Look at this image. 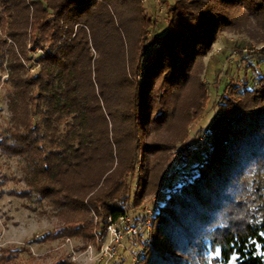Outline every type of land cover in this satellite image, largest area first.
I'll list each match as a JSON object with an SVG mask.
<instances>
[{
	"label": "trees",
	"instance_id": "16d2710c",
	"mask_svg": "<svg viewBox=\"0 0 264 264\" xmlns=\"http://www.w3.org/2000/svg\"><path fill=\"white\" fill-rule=\"evenodd\" d=\"M3 2L16 12L7 8L10 29L0 18L8 37L22 45L27 36L41 53L35 75L14 51L10 58L12 123L0 133V152L21 164L26 188L4 190L11 179L3 176L0 199L55 212L63 225L42 242H94L109 218L140 208L159 190L169 154L190 148L208 102L203 59L218 37L264 41V0H176L150 57L153 21L141 0ZM245 83L229 82L205 132L210 148L192 171L180 164L152 228L131 237H145L138 264H207L209 254L216 264H264V78L252 89ZM180 174L190 178L174 182ZM23 253L30 251L1 248L0 264H33Z\"/></svg>",
	"mask_w": 264,
	"mask_h": 264
},
{
	"label": "rangeland",
	"instance_id": "374dc122",
	"mask_svg": "<svg viewBox=\"0 0 264 264\" xmlns=\"http://www.w3.org/2000/svg\"><path fill=\"white\" fill-rule=\"evenodd\" d=\"M141 1L148 16L153 21V26L148 31L149 42L145 51L146 57H150L157 46L154 38L165 34L168 29L169 9L175 4L176 0ZM7 6V3L0 0V18L5 19L9 27L11 20L8 18L7 8L10 12H15V8L11 9L10 6ZM3 26L4 23L0 20V42H2L1 40L7 42L4 46L0 45V133L12 123L8 96L10 86L6 83V79L9 76L8 66L13 51L20 58V61L27 65L29 75H35L38 72L39 67L36 65L35 60L41 53L39 49L32 48L27 36L21 38L22 40L20 39L23 42L22 45L13 42L7 35V29L6 31L3 30ZM244 42H249L254 49L251 50L249 47H245ZM241 48L245 49L239 51L238 49ZM23 51H26L27 56L31 57L30 60L23 58ZM203 62L205 71L200 79L207 86L208 102L203 116L191 126L189 150L174 149L169 154V161L163 173L159 190L147 196L140 208L132 209L130 205L129 216L136 220V223L135 221L134 223L141 228L142 233H145V230L148 233L152 228L155 210L159 207V201L161 202L160 198L169 189L173 188H169L168 185V181L173 176L169 179L168 175L176 161L177 164L187 165L186 171L190 172L193 169L189 170L188 167H193L202 158L204 153L199 149V140L203 136H207L205 132L209 130L215 116L219 113L217 103L220 101L229 82L232 80L239 86L246 82L248 88L252 89L257 85L259 79L264 78V41L257 43L246 34L230 31L222 32ZM207 137L209 138V136ZM3 176L11 179L6 182L3 187L4 190L20 192L26 188L25 183L22 181L24 174L21 170V164L16 159H9L0 152V181ZM187 176L190 178V174H180L174 179V182L178 179L183 180ZM132 182L133 186L137 183L136 180ZM175 186H178V184ZM139 217L141 219L137 221ZM144 218L146 221H143ZM99 221L95 217V224ZM62 225L63 223L55 217V212L46 204L40 206L35 201L7 195L0 199V249H29L30 254L23 253L19 256L23 262L32 259L33 264H55L61 260H67L73 264H138L140 261L143 251L141 240H145V237L138 236L134 240L129 236L124 237L122 246L119 247L114 260L106 262L101 259L103 256L102 248L111 241V233L108 232L107 228L108 221L102 232H98L100 228L95 230L94 242L85 241L83 238H58L48 242L41 241L46 233L55 231ZM213 261V256L209 254L207 264H216ZM229 264H236L235 257L232 258Z\"/></svg>",
	"mask_w": 264,
	"mask_h": 264
},
{
	"label": "built area",
	"instance_id": "2783aa9c",
	"mask_svg": "<svg viewBox=\"0 0 264 264\" xmlns=\"http://www.w3.org/2000/svg\"><path fill=\"white\" fill-rule=\"evenodd\" d=\"M199 149L200 151H207L210 147V140L207 136H203L199 140ZM180 170V163L174 164L171 172L169 173L168 177H172L177 174ZM132 219V220H131ZM134 218L130 217L129 215L121 217L117 221H113L112 218L108 219V232L111 233L110 238L111 241L108 245L102 248V260L109 262L114 260L117 256L119 247L122 246V241L124 237H132L137 235L139 232V227L134 223Z\"/></svg>",
	"mask_w": 264,
	"mask_h": 264
}]
</instances>
